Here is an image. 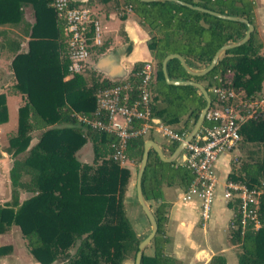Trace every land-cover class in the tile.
I'll return each instance as SVG.
<instances>
[{
    "label": "trees",
    "instance_id": "trees-1",
    "mask_svg": "<svg viewBox=\"0 0 264 264\" xmlns=\"http://www.w3.org/2000/svg\"><path fill=\"white\" fill-rule=\"evenodd\" d=\"M112 1L122 10L131 6L149 31L147 45L154 60L152 115L182 134L189 133L206 100L196 86L169 84L164 76V59L178 53L190 68L202 70L210 65L223 45L242 39L248 24L172 0ZM182 1L245 17L254 24L255 30L247 42L225 50L206 74H191L179 58L170 59L167 63L169 77L202 83L211 96L212 107L218 106L212 92L215 86L232 87L245 98L261 95L264 92V41L257 36L255 1ZM51 2L0 0V25L19 23L28 4L34 7L37 18L33 25L28 24L31 30L28 31L31 37L28 50L19 53V43L12 61L17 81L15 91L23 95V103L19 107L18 126L10 134L6 150L15 156L8 172L12 201L0 205V233L13 224L18 225L30 254L42 264H123L129 255H133L135 261L142 238L136 235L124 203L131 171L111 157L112 144L118 138L77 117V113L95 116L98 93L115 83L94 79L92 84L85 85L79 74L64 80L69 60L65 53L61 54V48L66 36ZM145 64H137L129 78L133 97L139 93L138 72ZM7 121L6 94L0 93V124ZM207 124L206 120L204 125ZM34 130L41 132L38 141L30 145ZM241 134L240 145L264 146V112L243 122ZM145 141V135L128 141L127 155L137 163L141 162ZM179 143L168 139L164 152L172 154ZM85 147L92 149V162L80 157ZM255 153L251 149V159H243L238 167H233L229 180L264 186V154L253 158ZM193 179L194 173L184 163L165 161L150 149L142 188L156 217L158 231L149 244L153 252L144 251L141 264H181L165 252L169 241L165 236L169 206L164 200L163 188L179 185L187 189ZM21 191L27 194L22 202L19 201ZM260 219L261 226L257 230L247 229L242 233L241 227L231 228L232 242L241 246L238 264H264V193ZM11 248L1 245L0 257ZM208 264H228V260L225 255L217 254Z\"/></svg>",
    "mask_w": 264,
    "mask_h": 264
},
{
    "label": "built area",
    "instance_id": "built-area-1",
    "mask_svg": "<svg viewBox=\"0 0 264 264\" xmlns=\"http://www.w3.org/2000/svg\"><path fill=\"white\" fill-rule=\"evenodd\" d=\"M51 5L64 26L69 60L66 77L69 80L87 69L92 43H102L100 23L89 6H77L72 0H52ZM128 9L132 10L131 6ZM138 74L141 80L136 97L132 96L130 80L118 82L98 93L95 116L77 113L81 122L117 136L118 141L112 144L114 151L111 157L121 165L129 160L127 144L133 137L146 135L152 129L159 130L170 140L181 141L187 135L152 115L154 64L147 62ZM212 92L218 106L211 105L205 117L209 124H203L195 138L187 144L184 164L192 170L194 179L181 196L183 201L200 200V215L205 221L212 216L216 198L218 159L224 153L233 157L242 140L243 122L264 112V94L245 98L241 91L229 86H215ZM263 193V185L249 186L226 180L223 195L236 210V220L232 219L231 228L241 227L242 233L247 229H259Z\"/></svg>",
    "mask_w": 264,
    "mask_h": 264
},
{
    "label": "crops",
    "instance_id": "crops-1",
    "mask_svg": "<svg viewBox=\"0 0 264 264\" xmlns=\"http://www.w3.org/2000/svg\"><path fill=\"white\" fill-rule=\"evenodd\" d=\"M254 1L256 17V14L259 16L261 13L259 8L264 7V0ZM72 2L77 6L92 8L100 23L102 43H92L91 45L92 53L87 69L83 74H79L85 81L83 84L90 85L94 79H107L114 83L123 82L129 80L135 72L134 69L137 64L141 62H152L154 64L147 45V40L150 37L149 31L142 25L140 18L128 9V6L124 10L119 9L112 0L107 2L101 0H72ZM24 10V17L19 23L0 25V93H5V88H9L10 93H7L6 98L10 94L16 95L18 98L20 97L22 103L23 95L15 91L17 81L12 68V61L18 52L28 50L29 40L31 39L29 34L31 30L28 28V24L33 25L37 19L35 9L31 4L26 5ZM4 34L7 36L6 38H4ZM19 43L20 48L17 52L15 48ZM63 53H65V56L67 55V42L64 43V48H61V54L63 55ZM85 74H89L88 77ZM67 79L65 76L64 80ZM155 119L160 118L155 116ZM4 124H1L0 128L4 129ZM156 130H150L146 140H154L164 152L165 143L156 141L152 136ZM36 132L39 133L38 130H34L31 134ZM37 141L38 138L31 145ZM89 150V147H85L80 152V157L84 161H87L84 157ZM164 154L166 156L171 155L165 152ZM185 158L186 152L184 150L175 161L184 163ZM122 166L128 167L131 171L124 201L126 206L127 202L134 204L135 200L138 199L136 188L137 170L135 161L130 159ZM233 167L234 164L229 153L221 155L216 163L217 193L212 216L207 221L201 218L200 200L198 198L183 202L181 196L185 190L184 188L179 185L164 186V200L169 206L168 219L165 223V236L169 241L165 245V252L176 258L181 264H208L212 257L217 254L225 255L228 260V254L233 255L235 247L238 246L231 240V222L235 216V209L231 203L226 201L223 195L225 182L229 179L228 176ZM150 231H147L146 236ZM13 258L14 264H42L32 255H29V258H26L27 260L21 258L20 255H15ZM7 263L9 262L7 261Z\"/></svg>",
    "mask_w": 264,
    "mask_h": 264
},
{
    "label": "rangeland",
    "instance_id": "rangeland-1",
    "mask_svg": "<svg viewBox=\"0 0 264 264\" xmlns=\"http://www.w3.org/2000/svg\"><path fill=\"white\" fill-rule=\"evenodd\" d=\"M261 7L259 8L261 10V13L259 14V16H257L256 14L255 23L257 26V36L259 39L264 41V7L263 8ZM255 12H256V6H255ZM89 83L90 81L88 82V84ZM4 92L7 95V93H10V89L5 88ZM262 94H264V92ZM6 99H7V106H8V121L5 122V124L2 123L4 124V129L0 128V205H4L12 201V186L9 180L8 172H9V169L12 165V161L15 158V156L12 155L11 152L9 151L7 152L6 150L9 148V136L15 130V128H17L18 107L20 103H22L20 97L18 98L16 95L10 94L7 96ZM40 132L41 131H39V133L36 132L35 134H32L30 145L34 142V140H37V138H39ZM147 135L148 134H146L145 137H147ZM152 136L156 141L160 143L162 142L163 144L168 141V138L164 137V135L157 132V130L154 131V134H152ZM260 147L261 148H259L258 145L256 146V144L246 145L245 143V145L244 144L240 145L239 149L233 153L232 162L234 164V167H238V165L242 163L243 159H246V158L251 159V157L249 156V151L251 149L256 151L253 158L258 157L259 155H263L264 146L262 145ZM258 151L260 152L257 153ZM84 158L87 161L92 162L93 152L91 148L85 154ZM129 159L131 161H134L131 158ZM135 164H136V170H138L140 163H137L135 161ZM26 196L27 194L24 191H21L19 193V201L22 202L26 198ZM126 208H127V216L131 221L132 227L136 235L142 239L146 238V233L147 231L151 230L152 226H151V223L149 221L147 214L145 213L142 205L139 202V199H136L134 204L127 202ZM0 234H1L0 235V246L10 245L12 247L11 250L6 255H3L2 257H0V264H14L13 257L15 255H20V257L25 258V260H27L26 258H29V255L31 254L27 247V241L26 239H24L18 225L13 224L5 232L0 233ZM240 250H241V246L238 245L237 247H235V250L233 251V255L228 254V264H238L237 253ZM144 251L146 253H152L153 247L148 245ZM7 261L9 263H7ZM123 264H135L133 255H129Z\"/></svg>",
    "mask_w": 264,
    "mask_h": 264
},
{
    "label": "water",
    "instance_id": "water-1",
    "mask_svg": "<svg viewBox=\"0 0 264 264\" xmlns=\"http://www.w3.org/2000/svg\"><path fill=\"white\" fill-rule=\"evenodd\" d=\"M143 1H154V0H143ZM175 2H178L180 4L183 5H187L191 8H195L201 11H205L208 13H211L213 15L222 17V18H226V19H230V20H238V21H242L248 24V30L245 34V36L240 39L237 42H231V43H227L225 45H223L214 55L210 65L202 70H193L192 68H190L185 60V58L178 53H173V54H169L163 61V71H164V76L166 81L169 84H175V85H193L199 88V90L202 92L205 100H206V106L202 109L198 120L196 121V124L194 125V127L191 129V131L189 133H187V135L184 137L183 140L180 141L179 145L177 146V148L175 149V151L170 155V156H166L162 150V148L158 145L157 142H155L154 140H146L145 144H144V153L139 165V168L137 170V179H136V188H137V196L139 199L140 204L142 205L145 213L147 214L149 221L151 223V232L146 236V238L142 239L139 243V248L138 251L136 253V257H135V264H141L142 262V256L144 253L145 248L151 243L152 239L154 238V236L157 234L158 231V223L156 220V217L150 207V205L148 204V202L146 201V198L144 196L143 193V188H142V178H143V174L144 171L146 169L147 163H148V159H149V153H150V149L153 148L158 155L160 156L161 159L168 161V162H172L175 161L179 155L186 149L187 144L189 142H191L195 136L197 135V133L199 132V130L201 129V127L203 126L204 122H205V117H206V113L207 111L210 109L211 105H212V99L211 96L208 92V90L205 88V86L195 80H175V79H171L168 75V71H167V63L170 59L172 58H179V60L181 61L182 65L184 66V68L190 72L191 74L194 75H203L206 74L207 72H209L211 69L214 68V66L216 65L218 59L220 58L221 54L232 47H236L239 45L244 44L245 42H247L251 35L252 32L255 30V26L253 23H251L247 18L242 17V16H234V15H229V14H224V13H220L214 10H211L209 8H205L202 6H195L191 3L182 1V0H172Z\"/></svg>",
    "mask_w": 264,
    "mask_h": 264
}]
</instances>
